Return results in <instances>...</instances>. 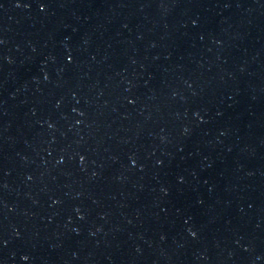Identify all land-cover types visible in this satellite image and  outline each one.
I'll return each mask as SVG.
<instances>
[{
  "label": "water",
  "instance_id": "obj_1",
  "mask_svg": "<svg viewBox=\"0 0 264 264\" xmlns=\"http://www.w3.org/2000/svg\"><path fill=\"white\" fill-rule=\"evenodd\" d=\"M0 264H264V0H0Z\"/></svg>",
  "mask_w": 264,
  "mask_h": 264
}]
</instances>
